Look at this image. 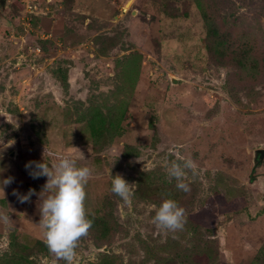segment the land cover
I'll return each instance as SVG.
<instances>
[{"label":"rangeland","instance_id":"374dc122","mask_svg":"<svg viewBox=\"0 0 264 264\" xmlns=\"http://www.w3.org/2000/svg\"><path fill=\"white\" fill-rule=\"evenodd\" d=\"M45 147L93 170L103 225L74 264H264V0H0V264H65L39 226L47 177L25 168ZM180 158L189 192L167 177ZM169 198L175 232L152 221Z\"/></svg>","mask_w":264,"mask_h":264},{"label":"clouds","instance_id":"9594fccd","mask_svg":"<svg viewBox=\"0 0 264 264\" xmlns=\"http://www.w3.org/2000/svg\"><path fill=\"white\" fill-rule=\"evenodd\" d=\"M45 153L54 162H46ZM29 175L36 179L47 177L42 193H50L40 204L41 219L39 226L43 231L44 242L51 254L65 264H74L79 239L87 234L92 221L87 218L85 209V186L93 170L88 166H77L76 159L70 156H56L46 147L41 161H29L25 164ZM0 171H3L0 169ZM169 180H175V187L189 192L190 179L198 175L196 163L191 158L173 159L166 166ZM12 177L0 180V187L12 182ZM111 192L130 203L133 195L132 184L121 175L112 176ZM35 193L29 189L26 194L15 192L21 203L28 201ZM160 229L175 232L185 225V211L174 199H164L156 208L152 218Z\"/></svg>","mask_w":264,"mask_h":264},{"label":"water","instance_id":"95a60500","mask_svg":"<svg viewBox=\"0 0 264 264\" xmlns=\"http://www.w3.org/2000/svg\"><path fill=\"white\" fill-rule=\"evenodd\" d=\"M1 2H2L3 5L6 4V0H1ZM173 81H175V80H173ZM256 156H257V158H258L259 161L262 160V159H264V148H258L256 150Z\"/></svg>","mask_w":264,"mask_h":264},{"label":"trees","instance_id":"16d2710c","mask_svg":"<svg viewBox=\"0 0 264 264\" xmlns=\"http://www.w3.org/2000/svg\"><path fill=\"white\" fill-rule=\"evenodd\" d=\"M212 29H214V28H212ZM207 47H208V44H207ZM254 178H253V176L251 177V180H253ZM100 225H103V223H101V221H92V224H91V227H93V228H95V227H98V226H100Z\"/></svg>","mask_w":264,"mask_h":264},{"label":"flooded vegetation","instance_id":"af4514ba","mask_svg":"<svg viewBox=\"0 0 264 264\" xmlns=\"http://www.w3.org/2000/svg\"><path fill=\"white\" fill-rule=\"evenodd\" d=\"M262 160H264V159H262Z\"/></svg>","mask_w":264,"mask_h":264}]
</instances>
